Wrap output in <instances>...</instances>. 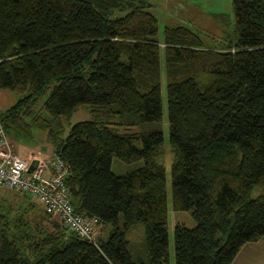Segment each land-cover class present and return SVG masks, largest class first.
<instances>
[{
	"label": "trees",
	"instance_id": "1",
	"mask_svg": "<svg viewBox=\"0 0 264 264\" xmlns=\"http://www.w3.org/2000/svg\"><path fill=\"white\" fill-rule=\"evenodd\" d=\"M135 2L0 0V91L18 97L4 128L18 140L47 134L76 213L101 228L96 246L5 206L0 264H170L162 50L172 207L197 223L176 225V264H233L264 238V0H233L234 37L217 47L186 27H167L161 42ZM83 106L91 119L66 134ZM114 158L144 165L116 175Z\"/></svg>",
	"mask_w": 264,
	"mask_h": 264
},
{
	"label": "rangeland",
	"instance_id": "2",
	"mask_svg": "<svg viewBox=\"0 0 264 264\" xmlns=\"http://www.w3.org/2000/svg\"><path fill=\"white\" fill-rule=\"evenodd\" d=\"M132 1V0H127ZM135 4L144 7L146 11L153 14L158 20L159 28V40L163 42L165 29L167 27H186L192 32L200 35L206 45L211 47H217L227 45L234 37L235 25H234V10L233 0H133ZM124 12H116L115 16H123ZM162 59V72H163V119H162V131L164 134V145L161 150V156L159 161L165 167L167 177V189H168V232H169V254L170 264H176L175 262V247H174V231L177 224H183L189 229H193L197 226L191 212L180 211L176 212L172 207V165L174 162V154L170 148L169 135H170V123L168 114L166 81H165V59L164 51H161ZM18 97L15 93L9 91H0V110L6 111L10 107L17 103ZM91 119V113L87 106L81 107L71 118L70 121L65 123L66 134L70 132V129L79 122L87 121ZM136 131L133 129L131 132ZM10 137V136H9ZM24 141V140H19ZM12 142V141H11ZM23 143V142H21ZM28 150L43 151L48 148L46 152H51L50 144L47 141V135L44 132H37L33 140L25 141ZM13 145V144H12ZM140 147V145H138ZM40 157H46L40 155ZM27 159V158H25ZM144 165L143 161L137 163H126L118 158L113 159L112 170L116 175H124L136 170ZM10 192V191H9ZM18 196L19 193L11 192ZM22 199L24 196L19 195ZM27 210L29 208L30 219H32L38 226H45L50 229L56 228L57 225L62 226L59 218L56 216L48 217L41 211V204L34 199L26 200ZM13 207V206H11ZM1 209V208H0ZM13 211L9 217H14L19 210L16 208L11 209ZM26 211V210H25ZM4 213L0 211V214ZM8 214V213H4ZM35 215L37 216L35 217ZM28 217V216H27ZM98 233V230H97ZM101 230L99 229V234ZM134 237L136 240H143L145 236V226L138 224L134 229ZM107 238V233H104V239ZM233 264H264V238L257 242L248 243L240 251L239 255L233 262Z\"/></svg>",
	"mask_w": 264,
	"mask_h": 264
},
{
	"label": "built area",
	"instance_id": "3",
	"mask_svg": "<svg viewBox=\"0 0 264 264\" xmlns=\"http://www.w3.org/2000/svg\"><path fill=\"white\" fill-rule=\"evenodd\" d=\"M37 159L39 165L30 174L34 158L25 159L14 151L0 110V191L11 190L30 196L79 238L98 246L96 221L77 214L69 199L66 183L70 175L69 166L57 156ZM46 173L50 177H46Z\"/></svg>",
	"mask_w": 264,
	"mask_h": 264
},
{
	"label": "crops",
	"instance_id": "4",
	"mask_svg": "<svg viewBox=\"0 0 264 264\" xmlns=\"http://www.w3.org/2000/svg\"><path fill=\"white\" fill-rule=\"evenodd\" d=\"M47 135V134H46ZM10 139H11V141H12V144H13V148H14V151L17 153V154H19L21 157H23V158H27V159H29L30 157H32V158H34V159H37L38 157H40V155H44V156H46V157H44V158H52V157H54L55 156V154H54V151H53V147H52V145L50 144V142H49V140H48V137H47V141L49 142V144H50V149H51V152H46V150L48 149V148H45L43 151H41V149H38V150H28V148H27V146L26 145H24V144H26L25 143V141L26 140H24V141H20L19 142V140L18 139H13V138H11L10 137ZM21 142H23V143H21ZM45 176L46 177H50V174L49 173H46L45 174ZM10 191V192H9ZM11 192H14V191H11V190H4V189H2L1 191H0V208L2 209L3 207H5V206H13L12 208H16V209H18V208H20V209H23V208H26V205H25V200H28V199H26L25 198V200H24V198L22 199L19 195H21V196H26V195H23V194H20L19 193V195L18 196H15L16 194H13L14 196H12V194H11ZM16 192V191H15ZM17 194H18V192H17ZM27 197H29V196H27ZM30 198V197H29ZM32 199V198H31ZM2 206V207H1ZM23 206V207H22ZM41 211H43L44 212V210H45V208L41 205ZM1 209H0V211H1ZM99 229L101 230V228L100 227H97V230L99 231Z\"/></svg>",
	"mask_w": 264,
	"mask_h": 264
},
{
	"label": "water",
	"instance_id": "5",
	"mask_svg": "<svg viewBox=\"0 0 264 264\" xmlns=\"http://www.w3.org/2000/svg\"><path fill=\"white\" fill-rule=\"evenodd\" d=\"M39 165V159H34L32 162H31V165H30V169H29V173H33V171L37 168V166Z\"/></svg>",
	"mask_w": 264,
	"mask_h": 264
}]
</instances>
